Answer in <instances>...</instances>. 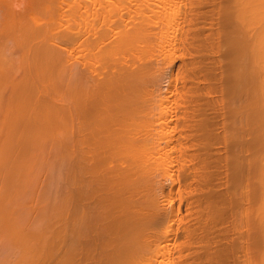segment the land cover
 I'll list each match as a JSON object with an SVG mask.
<instances>
[{
	"label": "bare ground",
	"instance_id": "bare-ground-1",
	"mask_svg": "<svg viewBox=\"0 0 264 264\" xmlns=\"http://www.w3.org/2000/svg\"><path fill=\"white\" fill-rule=\"evenodd\" d=\"M0 8L19 21L30 83L9 97L18 103L5 109L7 129L34 132L22 134L28 141L57 131L49 142L62 144L66 161L64 236L37 241L34 264H257L264 0H0ZM28 11L48 20L27 24Z\"/></svg>",
	"mask_w": 264,
	"mask_h": 264
},
{
	"label": "rangeland",
	"instance_id": "rangeland-1",
	"mask_svg": "<svg viewBox=\"0 0 264 264\" xmlns=\"http://www.w3.org/2000/svg\"><path fill=\"white\" fill-rule=\"evenodd\" d=\"M24 14L26 16L22 14L24 17L23 16L21 17L22 19L25 20L27 24H29L30 21L37 22L38 24L41 22V24H43V22H46L45 20H48L47 15L37 11H32V12L28 11ZM21 17H18V19L20 20ZM57 18L55 19V21L57 20ZM59 18H61V16H59ZM14 21L15 22H13V20H10L8 17H6V15H4L3 11H1L0 8V72H1L0 89L2 87V89L0 90L1 92L0 94L1 96L0 97V101H1L0 102V124H1L0 125V264H8V263L34 264L33 262L36 261L35 257L38 252V251L36 252V250L34 249L37 247L36 245L37 241L39 242L38 245L40 246L46 244L45 241H47L48 239L46 237L52 235L53 232L55 234V231L57 232V235L62 232L63 234H60V236L61 237L64 236L65 218L64 217L62 218V216L65 214V211L63 210L64 208L63 206H64L65 193H66V180H65L66 161L63 154L62 144L60 143L61 146L59 145L57 146L56 142L58 141L56 140L52 144V140L54 141L52 137L56 135L54 134L55 131H53L54 135L53 134L48 135L49 139L52 138L50 143L49 142L50 140L48 138H46L48 140L36 141L34 138H32L33 134H35L34 132H32L33 134L30 133L32 135L31 138L34 141L31 140L28 141V137L26 139L25 136L26 133L28 135L29 132L31 131L27 132L26 130L25 133L24 129L20 125L21 123L19 124V126H21L19 128L20 130L18 129L17 131L15 130L16 127H18L15 126L17 124L15 125L11 124L12 127L15 126L14 129L15 131L10 130L12 127L9 129L10 131H8L7 129L9 127L7 126L9 125L8 122H10V121L7 122L8 120L7 116H9L10 114L8 115V112L6 114L5 109L8 110V106L10 105V103L12 101H16L15 99L13 100L12 98L10 99L9 97L13 92L19 93L18 91L20 90H17L20 86L19 84L26 77L23 75L25 73L23 71L24 68L22 67L23 64L25 63V61L23 62L24 59H22L23 58L22 56L24 55H22L23 51L18 45L20 44L17 36L18 32H16L17 30L15 29L17 27L15 23L19 21L18 20L17 21L14 20ZM22 21L23 20H21V22ZM57 21H61V20H57ZM62 21H64V19H62ZM62 21L60 22L62 23V26L58 24L59 27L65 26L63 25L64 22ZM25 22L22 23L26 25ZM20 23L18 24L19 27L22 24ZM59 27L58 29H60ZM14 30H16L15 31L16 33L14 32ZM10 45H12L13 47ZM27 81L24 80L25 83H27ZM21 84L24 85V83ZM161 87L162 89L165 88L164 82L161 83ZM24 88L26 87H23L21 91H23ZM21 91L20 93H22ZM58 92H56L57 95L62 93V92L60 93ZM13 98H15V96ZM16 102L18 103V99ZM9 118H10L9 120L17 119L16 115L11 116ZM59 129H61V132L63 133L62 128ZM35 132L38 133V131ZM22 134H25V136H23ZM18 135L21 136L19 137ZM39 137H41V134L39 135ZM19 139L22 142H20ZM37 139H44V137L43 138L37 137ZM24 140L26 141L24 142ZM18 181L21 185L18 183ZM168 182L169 180H167V183ZM167 195H168L167 203L171 204L170 194L168 193ZM1 204L3 205V207ZM58 212L61 213V217L59 218H58L59 216ZM54 213H57L58 215L56 216V214ZM52 215L55 216V219H52L53 217ZM262 215H264V213H262ZM57 219L58 220L62 219V221L59 220L58 222ZM53 221L56 222L55 225L54 224L52 225ZM56 224H58L59 226ZM53 226L55 228L58 226L59 229L58 228L53 229L52 228ZM60 227L62 230H60ZM51 231L53 232L50 233ZM43 239L45 240L43 241ZM37 248L36 249L39 250L40 247L38 246ZM258 248H257L258 250L257 264H264L263 222L261 223V235H260V241L258 243ZM34 250H35V254H34ZM247 264L249 263L247 262Z\"/></svg>",
	"mask_w": 264,
	"mask_h": 264
}]
</instances>
